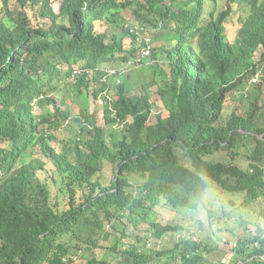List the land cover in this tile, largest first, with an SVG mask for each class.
Here are the masks:
<instances>
[{
	"label": "trees",
	"instance_id": "trees-1",
	"mask_svg": "<svg viewBox=\"0 0 264 264\" xmlns=\"http://www.w3.org/2000/svg\"><path fill=\"white\" fill-rule=\"evenodd\" d=\"M2 1L0 264H215L214 224L264 264V0ZM205 180L232 209L183 223Z\"/></svg>",
	"mask_w": 264,
	"mask_h": 264
},
{
	"label": "rangeland",
	"instance_id": "rangeland-1",
	"mask_svg": "<svg viewBox=\"0 0 264 264\" xmlns=\"http://www.w3.org/2000/svg\"><path fill=\"white\" fill-rule=\"evenodd\" d=\"M224 1L225 0H220V4H223ZM21 3L22 2L20 0H10L9 7L11 9H15V8H18L19 9V8H21ZM207 7H208L209 10H211L214 7V4L212 2H210ZM3 10H5L4 7H3V1L0 0V13H2ZM239 27H240V23L237 20L234 23H230V25L228 27V35H229L230 41H234L235 40V37H236V34L238 32ZM151 37H152L153 41H155L157 39L156 33L154 31L151 32ZM149 54L150 53H148L145 56V60L143 61V63L141 65L135 66V67H133L132 65L127 66L126 69H125L126 72L124 74V78L125 79L126 78L131 79L135 83L137 82V80L139 79V77H140V79L143 82H148V81L149 82H153V81H155L157 84L156 85H153L152 88L155 89V90H157L158 89V86L159 85H162L161 69H155L153 71V67H151V66L154 65L155 58L153 56H151V54L150 55ZM159 58L162 59L163 56L160 54L159 55ZM122 66L125 67L124 64ZM261 75H262V73H260V76ZM263 76H264V74L262 75V77ZM260 78L261 77H259V79ZM263 89H264V87H263ZM262 95H263V98H264V91L262 92ZM154 99L155 100H158L157 97H154ZM251 99H254V97H252ZM68 103H69V99H68ZM237 104H238V100L235 99V98H233L230 95V97L228 98V107H234ZM248 105H249V101L246 100L245 101V106L247 107ZM79 109H80V104L75 103L74 104V107H73V113H78L79 112ZM101 109H102L101 102L100 101H96V99H93L92 98L90 100V110L93 111V112H98L101 115L102 114ZM58 136L60 137L59 138V141L61 143H64V142H66L68 140V136L66 134L58 133ZM48 180L51 183V185L53 186V190H54V193L56 195L57 192H58V186L56 184H54L52 178H49ZM219 195H220V198H221V201H220L221 204L222 205L225 204L226 209H232V207L229 206V204H232V203H230L228 201L229 200L228 196L227 195H223L222 193H219ZM58 196H59V198H62L63 197V194L60 192ZM235 200L237 201V204H240V202H241V198L240 197H238ZM174 216L176 217L177 215H174ZM186 219H188V220H186ZM206 219H207V217L204 220H206ZM189 220L191 222H189ZM231 220H232L231 218H226L225 217L224 218V223H225L224 226L225 227L231 226ZM182 222L183 223H196L195 225H198L199 224L198 219H193L192 217L190 219V218L185 217V216L182 219ZM209 227L210 226L207 225V226H205V229H209ZM236 229H237V227H235V230ZM212 231H213V233L210 236H208L206 233H201V234H203L202 237L204 239L208 240L210 243H212L215 246V248H216L214 250L212 256H211L212 262H214L215 264H218L220 261H223V262L226 261V263H228L229 260L232 259V256H233V259H232L231 262H234L235 259L237 260V256L233 255V252H231L229 250V245L230 244L227 241L229 238H232L233 234L232 233H229V231L227 233L225 231H219L218 227L215 226V224L212 227ZM104 244L107 245V244H109V242L104 243ZM98 255L100 257H104V256L105 257H108L109 260H114L113 254L112 255L107 254L106 248L105 249H101L100 248L98 250ZM76 264H82V261L77 260Z\"/></svg>",
	"mask_w": 264,
	"mask_h": 264
},
{
	"label": "clouds",
	"instance_id": "clouds-1",
	"mask_svg": "<svg viewBox=\"0 0 264 264\" xmlns=\"http://www.w3.org/2000/svg\"><path fill=\"white\" fill-rule=\"evenodd\" d=\"M221 198L216 188L208 181H202L198 190L191 194L185 213L193 219L203 221L221 208Z\"/></svg>",
	"mask_w": 264,
	"mask_h": 264
},
{
	"label": "built area",
	"instance_id": "built-area-1",
	"mask_svg": "<svg viewBox=\"0 0 264 264\" xmlns=\"http://www.w3.org/2000/svg\"><path fill=\"white\" fill-rule=\"evenodd\" d=\"M259 77H260V74L256 75L255 78H254V82H258L259 81ZM226 262V261H224Z\"/></svg>",
	"mask_w": 264,
	"mask_h": 264
}]
</instances>
